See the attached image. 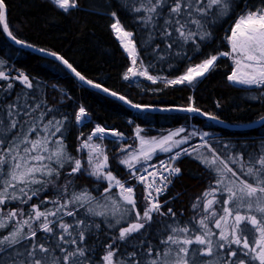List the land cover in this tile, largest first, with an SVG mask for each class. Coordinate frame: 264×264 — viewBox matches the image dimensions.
<instances>
[{"label": "snow or ice", "instance_id": "6c2138e0", "mask_svg": "<svg viewBox=\"0 0 264 264\" xmlns=\"http://www.w3.org/2000/svg\"><path fill=\"white\" fill-rule=\"evenodd\" d=\"M49 2L64 13L80 7L78 0ZM237 7L241 11L235 22L229 25L230 33L225 35L230 50L210 55L199 64L188 67L175 79L150 75L148 68L152 65L144 67L142 60L138 62L139 53L132 39L133 33L126 31L119 19H115L110 27L124 51L132 57L133 66L127 69L123 79L143 76L152 83L160 80L165 86L192 85L214 70L221 57H228L233 63L227 75L228 82L264 86V0H260L258 5H249L246 0L242 4L237 0H139V6H133L131 10L142 13L137 18L146 28L158 32L168 49L174 46L182 48L191 41L193 51L198 52L200 43L197 38L201 42L210 40V26L230 17ZM112 16L115 18L116 13L113 12ZM0 29L16 44L32 47L18 39L10 29L5 0H0ZM154 32L149 33L150 37ZM159 47L157 44L156 48ZM47 54L60 61L78 80L131 104L123 95L87 79L63 56L55 52ZM4 63L0 60V66ZM0 80L8 82L0 85V91L5 93L13 89L12 80H18L24 89L34 88L33 79L22 71L10 77L0 67ZM45 103L40 100L31 108V112L40 109L39 116L33 119L23 135L13 130L21 124L16 119L21 111L24 116L30 115L29 105L26 102L12 103L6 109L0 106L3 113V118H0V264H264V141L258 149L247 154L244 150H237L224 158L204 142L201 147L207 148L210 155L197 154L193 158L208 170L209 187L195 198L192 219L181 223L171 207L166 212L162 210L167 201L162 205L159 197L173 183V178L181 174L175 161L181 153L193 156L195 148L193 152L180 149L169 157L168 162L160 161L159 169L148 162L157 151L170 153L174 147L179 148L186 143V136L173 139L185 131L183 128L157 139L145 138L141 135L142 129L137 127L139 148L135 151L121 148V152L126 154L119 162L128 169L129 179L144 185L145 206L141 210L134 186L117 178L112 171H106L109 158L103 152L102 143L94 141V138L102 142L108 135L122 137L123 134L96 125L77 148V152L87 150L85 163L83 157H74L67 151L63 133L68 117L64 115L56 119L53 115L45 120L49 113L56 111L41 108ZM131 106L141 110L147 108L138 104ZM179 110L201 113L191 104ZM201 114L217 119L209 113ZM86 115L85 108L81 106L75 114L76 123L81 124ZM261 120L264 121V117ZM28 133L34 135L29 136ZM80 135L84 134L81 132ZM207 135L203 133L201 139ZM229 163L235 167H230ZM149 168L153 170L149 171ZM65 169V183L57 185L65 175ZM78 174L105 181L107 186L101 196H93L86 188L75 190L71 178ZM49 185L56 191L55 198L32 204L27 211L23 207H7L11 202L28 204ZM47 204L52 208L41 207ZM80 209L84 210L83 218L80 217ZM65 216L73 220L66 222ZM87 217H103L109 228L130 221L126 227H119L118 235H113L103 245L104 254L99 261L92 260L90 253L94 249L89 246L88 239L100 224L89 222ZM157 217L164 219L158 220ZM157 225L160 238L159 243L153 245L145 238ZM126 246L133 250L121 252L120 249ZM57 251L59 255L55 254ZM5 254L8 260L3 259Z\"/></svg>", "mask_w": 264, "mask_h": 264}, {"label": "trees", "instance_id": "16d2710c", "mask_svg": "<svg viewBox=\"0 0 264 264\" xmlns=\"http://www.w3.org/2000/svg\"><path fill=\"white\" fill-rule=\"evenodd\" d=\"M78 2L79 8L70 9L68 13H64L49 0H5L6 20L18 39L36 48L63 56L87 79L123 95L131 104L158 108H185L191 104L202 112L215 115L231 125L251 123L264 116V86L241 87L229 83L227 75L232 70V61L228 57H221L217 61L216 68L193 86H165L160 80L153 84L142 82L143 84L141 83L138 87L128 83L123 76L129 66V59L110 27L118 18L123 28L133 33L132 39L139 53L138 61L142 60L144 67L152 65L148 68L149 74L154 77L163 76L172 79L210 55L229 51L225 35L230 31L229 25L235 22L239 7L230 17L210 26L212 32L210 40L201 42L197 38L200 50L194 52L191 41L184 44L182 48L174 46L168 49L165 42L159 38V33L154 32L152 28H146L137 18L142 13L131 10L133 6H139V0H78ZM244 2L245 0H237L240 4ZM246 2L249 5H258L260 0H246ZM113 12L116 13L115 18L112 16ZM160 22H163L162 19ZM150 32H154L151 37ZM157 44L160 45L159 48H156ZM154 48L155 52H153ZM159 56L164 58L160 59ZM0 60L5 62L3 64L5 69L13 67L23 71L33 79V82L44 83L43 87L49 88L52 94L49 97L44 89L36 93L34 90L25 91L28 95L18 100L21 104L23 99L26 100L30 115L24 116L21 111L16 117L21 124L13 131H19L21 135L27 131L40 112V109L31 112V108L35 107L36 102L43 100L46 103L41 108L56 109L49 113L45 120L53 115L56 119L64 115L68 117L65 121L66 129L63 138L70 154L76 155L74 142L76 143L79 132L87 133L93 123L129 136L132 134L134 125L147 130L148 135H156L191 122L204 130L220 134V137L231 142L234 148L244 150L246 154L258 149L261 141H264V125L248 130H232L222 128L196 115L132 110L113 98L79 86L57 62L13 46L4 37L2 29H0ZM50 86L58 87L61 92L65 91V94L55 93ZM12 92L14 90L8 92L10 95L0 94V106L7 107L14 102V98H18L17 93L14 92L12 96ZM80 106L88 112L90 121L83 124L81 128H77L74 113ZM28 134L30 136L33 133ZM209 145L215 148L222 158L227 156L215 142H209ZM200 149L206 150L207 155H210L207 148ZM194 154L193 156L182 155L179 158L178 166L181 174L174 179L168 192L162 197V205L167 201L162 210L166 212L167 208L171 207L181 223L192 219L195 214L192 204L210 183L208 170L193 158ZM108 165L112 173L119 177H127V172L114 159L110 158ZM229 166L235 167L231 163ZM65 177L66 171L61 178ZM73 180L75 190L86 188L95 197L101 196L103 188L106 187L105 183L90 177H75ZM55 195L56 191L50 190L48 193L45 192L42 199L37 202L40 203L45 198H52ZM136 197L142 210L145 202L139 190H136ZM7 206L15 207L13 202ZM87 218L90 222L92 221L91 217ZM157 219L164 218L157 217ZM96 222L100 224V228L93 229L97 231V235L93 233L88 239V244L100 255L104 250L103 245L112 236L102 220L97 218ZM156 237H160L158 225L151 229L148 236L150 241H154L153 245L156 244ZM123 248L125 247L121 249ZM100 256L97 258L98 261Z\"/></svg>", "mask_w": 264, "mask_h": 264}, {"label": "rangeland", "instance_id": "374dc122", "mask_svg": "<svg viewBox=\"0 0 264 264\" xmlns=\"http://www.w3.org/2000/svg\"><path fill=\"white\" fill-rule=\"evenodd\" d=\"M229 33H230V31L228 32V34H229ZM113 34H114L115 38L118 40V42H119L121 48H122L123 51H124V48H123V46L121 45L120 40L117 38V36H116V34H115L114 32H113ZM226 43H227V41H226ZM227 46H228V44H227ZM228 49H229V46H228ZM229 50H230V49H229ZM124 53L127 55L128 59H129V66H128V68H129V67L133 66V65H132V57H130V56L128 55L127 52L124 51ZM230 60H231V59H230ZM231 61H232V60H231ZM138 62H139V61H138ZM0 67H2V69L6 70V74L9 75L10 77H15V76H17V75L19 74V72L21 71V70L15 69V68H13V67L5 69L3 65L0 66ZM232 67H233V63H232ZM128 68H127V69H128ZM186 70H187V69H186ZM186 70H185V71H186ZM126 71H127V70H126ZM185 71H184V72H185ZM22 72H23V71H22ZM125 73H126V72H125ZM181 75H182V74H181ZM203 77H204V76H203ZM203 77L198 78V79H197L192 85H188V84H183V85H186V86H193L198 80H200V79L203 78ZM176 78H177V77H176ZM172 79H175V78H172ZM126 81H127L128 83H131V84L137 86V87L140 86L142 82H145V83H148V84H153L152 81L146 79V78L143 77V76L132 77V78H130L129 80H126ZM11 82H12L13 85H14V87H13L14 92L17 93L16 96L19 97V98H20V97H23V96L25 95V93H27V92H25V91H29V90H30V91H31V90H34L35 93H36V92H39V91H41L42 89H44V90H45V93L48 94L49 97H50V95H52V94H51V91H50L49 88H45V87H43L44 83H40V82L35 83V82H34V88H33V89H24V86H23L22 84H20L18 80H12ZM7 83H8L7 81L0 80V85H6ZM162 83H164V82H162ZM229 83H230V82H229ZM142 84H143V83H142ZM164 84H165V83H164ZM231 84H233V85H235V86L257 87V86H255V85L248 86V85H241V84H234V83H231ZM175 86H177V85H175ZM47 87H48V86H47ZM50 88H51L52 91H54L55 93H57V94L60 95L61 90L58 89V87H56V86H52V87H51V86H50ZM13 90L11 89V90H9L8 92H11V91H13ZM22 90H23V91H22ZM14 92H12V94H11L12 96L14 95ZM6 94H7V95H10V94H8V93H6ZM55 98L57 99L58 96L56 95ZM14 99H15V100H14L13 103H16V104H18V105L21 104V103L19 102L18 98H14ZM23 100H24V101L22 102V104H24V103L26 102L25 99H23ZM26 103H27V102H26ZM10 104H12V102H11ZM80 107H81V106H80ZM80 107H79V108H80ZM4 108L6 109V107H4ZM79 108L76 110V112L79 110ZM76 112L74 113V120H75V114H76ZM86 113H87V115L83 118V122H82L81 124H77L76 121H75V124L79 125L80 128H81L82 125L85 123V121H86V122L90 121L89 114H88L87 111H86ZM0 118H3V113H2V112L0 113ZM129 122H130V121H129ZM96 125H98V124L93 123L91 129H90L87 133H84V132H82V131L79 132V134H78V136H77V139H78V137H80V139H78V141H79V142H78V146H79L81 140L86 139L87 135L91 133L92 129H94ZM137 127H139V126L134 125V126L132 127V134L129 135V136H126V135L123 134V133H122V134H123L122 137H114V136L108 135V136H107L102 142H101L98 138H94V141H95L96 143H102V149H103V152L108 156V158H109V159L111 158V159H114L115 161H117V162L119 163V165H120V166H121V167L127 172V177H126V178H124V177H119V176H117L115 173H113L115 176H117V178L121 179L122 181H124L125 179L129 178V171H128V169H127L123 164H121V163L119 162L120 159H122V158L125 156V154H126L125 152H121V148H125L127 151H135V150H137V149L139 148V140L137 139L136 131H135ZM139 128L142 129L141 135L144 136L145 138H157V139H159L160 137H163V136H167L170 132H175L176 130H178V129H180V128H183L185 131L182 132V133H180L179 136L174 137L173 139L179 140L181 137H185V136L188 138L186 143L181 144L179 148L174 147V148L172 149V152H170V153L157 151L156 154L152 157V159L148 162V164H154L155 162H157V161H159V160L169 158L170 156L174 155L177 151H180V149H188L189 152H192L193 149L195 148L196 151L194 152V153H195L194 156L197 155V154L205 155V156H206V155H207L206 150L200 149V148H201V145L204 144V142H207L208 144H209V142H215L216 144H218V146L220 147V149H221L226 155H228L230 152L234 153V152H236V151L238 150L236 147L234 148V145H233L231 142H228V140H225V139H223L222 137H220V134L215 133V132H212V131L204 130V129H202L201 127H199V126H197V125H195V124H193V123H191V122L188 123V124H186V125H181V126H179V127H175V128H171V129L165 130V131H163V132L157 133L156 135H148L149 132H148L147 130H145L144 128H141V127H139ZM108 130H111V129H108ZM115 131H116V130H115ZM81 132L84 134L83 136L80 135ZM117 132H119V131H117ZM120 133H121V132H120ZM193 133H195V135H193ZM203 133H208V135H207V136H204V137H203V140H202V139H201V135H202ZM32 135H34V134H32ZM32 135H30V136H32ZM225 145H227L228 148H225ZM78 146H75V147L78 148ZM67 151H68V150H67ZM69 154H70V153H69ZM181 154H183V153H181ZM71 155L74 156V157H77V158H79V157H83L85 163H86V161H87V150H86V149L83 150V151H81V152H78V154H76V155H73V154H71ZM108 161H109V160H108ZM145 166H147V165H145ZM138 167H139V166H138ZM107 170H110V169H109V165H108V169H106V171H107ZM65 171H67V169H65ZM110 171H111V170H110ZM237 171H238V169H237ZM77 177H78V178L90 177V178H92L93 180L97 181L94 177L88 176L87 174H84V175H79V174H78ZM71 179H75V178H71ZM101 182L105 183V185L107 186V183H106L105 181H101ZM64 183H65V178H60V180L57 181V185H63ZM50 190H55V189L53 188L52 185H49L47 188H45L42 192L39 193L38 196H34V197H32V199H31V200L28 202V204H26V205H18L17 203L13 202V203H14V206H15L14 208H16V207H23V208L25 209V211H27V210L30 208V206H31L32 204H40V203H38L37 201H39L40 199H42L43 194H44L45 192L48 193V191H50ZM78 190H80V189H78ZM78 190H77V191H78ZM114 191H116V190H114ZM97 197H98V196H97ZM99 197H100V196H99ZM52 198H55V196H53ZM45 199H46V198H45ZM7 207L9 208V206H7ZM41 207H42V208H43V207L52 208V205H51V204H47V205H42ZM80 217H81V218L84 217V210H83V209H80ZM97 218H99L100 220H102L103 223L107 226V224L105 223L103 217H91V220L96 222ZM160 218H161V217H160ZM87 219H88V221L90 222L89 218H87ZM110 219H111V218H110ZM64 220H65L66 222H71V221L73 220V218H72V217H67V216H65V217H64ZM128 222H130V221H124V222H122L119 226H117L116 228H109V227L107 226V228H108L109 231L111 232V236H113V235H118V228L121 227V226L126 227ZM96 223H97V222H96ZM210 227H212V224H210ZM214 230H215V231H218V230H216V229H214ZM38 235L43 236L44 234H43V233H38ZM111 236H110V237H111ZM159 238H160V237H159ZM159 238L156 237L157 244L159 243ZM97 239H98V238H97ZM145 239H148V237H146ZM148 240H149V239H148ZM149 241H150V240H149ZM150 242H151L152 244L154 243L153 240H151ZM155 245H156V244H155ZM129 248H130V249H129ZM132 250H133V249H132L131 246L125 247V248H123V249H120L121 252H126V251H129V252H130V251H132ZM55 254H56V255H59V252L57 251ZM101 254H102V255L104 254V250H103V252H102ZM101 254H100V255H101ZM90 255L92 256V260H93V261H98L97 258L100 256L99 253H97V251H93ZM102 255H101V256H102ZM101 256H100V257H101ZM3 259H4V260H8V259H9L8 255H6V254L3 255Z\"/></svg>", "mask_w": 264, "mask_h": 264}, {"label": "water", "instance_id": "95a60500", "mask_svg": "<svg viewBox=\"0 0 264 264\" xmlns=\"http://www.w3.org/2000/svg\"><path fill=\"white\" fill-rule=\"evenodd\" d=\"M4 35L6 36V38L13 44V45H16V46H19V47H22L24 49H27L35 54H38L40 56H43V57H47V58H51V59H55V57L53 56H49L46 52H41L39 51V49L37 48H34V47H27V46H22V45H18L16 44L13 40H11L7 34L4 33ZM27 45V44H26ZM75 80L76 82H78L81 86L83 87H86V88H89V89H92V90H95L101 94H104L106 96H109V97H112L110 95H108L107 93L99 90V89H96V88H93L91 87L90 85L78 80L67 68H65V66L63 64L60 63V61L56 60ZM113 99L119 101L120 103H122L123 105H125L126 107L132 109V110H138V111H146V112H162V113H165V112H176V113H186V114H191V115H196V116H199L201 118H204L208 121H211L213 122L214 124L220 126V127H224V128H228V129H234V130H248V129H252V128H257V127H260L264 124V121L260 119H258L257 121H254L252 123H247V124H240V125H231V124H228V123H223L219 120H212V119H209L208 116H205V115H202L201 113H190V112H185V111H180L179 109L181 108H176V107H166V108H158V107H147L145 110H141V109H137V108H134L131 106V104H125L123 101L119 100L118 98H115V97H112ZM264 117V116H263Z\"/></svg>", "mask_w": 264, "mask_h": 264}, {"label": "bare ground", "instance_id": "6f19581e", "mask_svg": "<svg viewBox=\"0 0 264 264\" xmlns=\"http://www.w3.org/2000/svg\"><path fill=\"white\" fill-rule=\"evenodd\" d=\"M240 11H241V8H239L238 9V14L240 13ZM4 37L6 38V36L4 35ZM6 40L10 43V44H12L7 38H6ZM13 45V44H12ZM13 46H16V45H13ZM17 47H19V46H17ZM32 47H34V46H32ZM20 48H22V47H20ZM34 48H36V47H34ZM24 49V48H23ZM37 49H39V48H37ZM27 50V49H26ZM29 51V50H28ZM46 51V50H45ZM31 52V51H30ZM46 52H50V51H46ZM33 53V52H32ZM35 54V53H34ZM36 55H38V54H36ZM59 55V54H58ZM38 56H40V55H38ZM40 57H43V56H40ZM43 58H46V59H50V60H53V61H55V62H57L56 60H54V59H51V58H47V57H43ZM58 63V62H57ZM59 64V63H58ZM60 65V64H59ZM65 70V69H64ZM66 71V70H65ZM66 73L68 74V75H70L67 71H66ZM71 76V75H70ZM72 77V76H71ZM73 78V77H72ZM74 79V78H73ZM74 81H76L75 79H74ZM78 83V82H77ZM79 84V83H78ZM79 86H81L80 84H79ZM83 87V86H82ZM95 91V90H94ZM111 91V90H110ZM97 92V91H96ZM5 92L4 91H0V94H4ZM8 93V92H7ZM61 93H64L65 94V91H63L62 90V92ZM99 93V92H98ZM101 94V93H100ZM118 94V93H117ZM102 95H104V94H102ZM118 95H120V94H118ZM104 96H106V95H104ZM107 97H109V96H107ZM109 98H112V97H109ZM201 113H204V112H202L201 111ZM205 116H207V115H205ZM204 119V118H203ZM217 120H219V121H221V122H223V123H227V122H225V121H223V120H220V119H218L217 118ZM229 124V123H228ZM76 125V127L77 128H80V126L79 125H77V124H75ZM222 128H224V127H222ZM78 139L76 138V143L74 142V147L75 146H78ZM75 149V151H76V154H78V152H77V148L75 147L74 148ZM74 155V154H73ZM93 233L94 234H96L97 235V231L96 230H94L93 231Z\"/></svg>", "mask_w": 264, "mask_h": 264}, {"label": "built area", "instance_id": "2783aa9c", "mask_svg": "<svg viewBox=\"0 0 264 264\" xmlns=\"http://www.w3.org/2000/svg\"><path fill=\"white\" fill-rule=\"evenodd\" d=\"M157 169H159V168H157ZM153 169H149V171H152ZM143 174H145V173H143ZM126 184H128V185H131V184H129V183H126ZM136 184H138V182L136 181ZM131 186H135V185H131Z\"/></svg>", "mask_w": 264, "mask_h": 264}, {"label": "flooded vegetation", "instance_id": "af4514ba", "mask_svg": "<svg viewBox=\"0 0 264 264\" xmlns=\"http://www.w3.org/2000/svg\"><path fill=\"white\" fill-rule=\"evenodd\" d=\"M66 173H67V171H66ZM156 244H157V241H156ZM155 245V244H154Z\"/></svg>", "mask_w": 264, "mask_h": 264}]
</instances>
